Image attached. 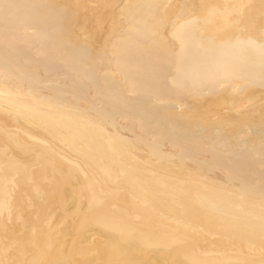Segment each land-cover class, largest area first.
Instances as JSON below:
<instances>
[{"label": "bare ground", "instance_id": "6f19581e", "mask_svg": "<svg viewBox=\"0 0 264 264\" xmlns=\"http://www.w3.org/2000/svg\"><path fill=\"white\" fill-rule=\"evenodd\" d=\"M9 2L0 264H264V0Z\"/></svg>", "mask_w": 264, "mask_h": 264}, {"label": "snow or ice", "instance_id": "6c2138e0", "mask_svg": "<svg viewBox=\"0 0 264 264\" xmlns=\"http://www.w3.org/2000/svg\"><path fill=\"white\" fill-rule=\"evenodd\" d=\"M21 7H24V6L18 5V4H15V3H11V2H9V0H0V14H3L5 17H8V16L14 14ZM132 7H138V6L134 5ZM195 7H196L195 5L192 6V8H193L192 15L193 16H195ZM235 7L238 9V13H237L238 16L242 17L243 16V9L245 7H247V6L244 5V4H240V5H236ZM166 15H167V13L165 12V13L162 14V17L166 16ZM60 16L62 18L65 17V13L61 12ZM181 19H183L184 22L183 23H178V21H180ZM251 19H252L251 17H248L247 20H240L239 22L240 23H247ZM191 23H193V21L189 20L187 18V16H185L183 13H181L180 16H178L175 20H173L169 24V28L173 32V35L177 39H181V41H182L185 29ZM156 34L159 35V32L157 31ZM240 42L246 44L247 46H249L251 48L259 50V52L261 54V61H262L261 83L264 84V24H262L260 26L259 35H255L254 33L253 34H249L248 36H246ZM81 78L82 79H88L89 75L87 73L81 71ZM174 84L177 87L180 86L179 82L174 81ZM234 90L235 91H240V86L237 85ZM154 99H155L156 103H164L166 101V97L164 95H157V96L154 97ZM259 159H260V163H261L262 168H264V146H262V148L260 150ZM249 191L253 195H255V188L254 187L250 188ZM259 194H260L259 219H260L261 230H262V232H264V176H262V179H261ZM126 264H136V262L135 261H127Z\"/></svg>", "mask_w": 264, "mask_h": 264}]
</instances>
